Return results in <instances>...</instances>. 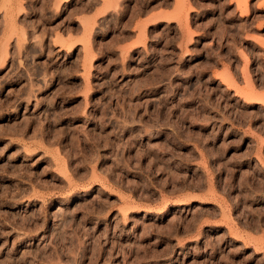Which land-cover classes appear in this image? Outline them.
<instances>
[{
    "label": "rangeland",
    "instance_id": "obj_1",
    "mask_svg": "<svg viewBox=\"0 0 264 264\" xmlns=\"http://www.w3.org/2000/svg\"><path fill=\"white\" fill-rule=\"evenodd\" d=\"M0 264H264V0H0Z\"/></svg>",
    "mask_w": 264,
    "mask_h": 264
}]
</instances>
